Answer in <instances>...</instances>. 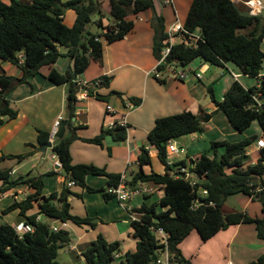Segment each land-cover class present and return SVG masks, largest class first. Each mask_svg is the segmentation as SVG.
I'll list each match as a JSON object with an SVG mask.
<instances>
[{
    "label": "trees",
    "instance_id": "16d2710c",
    "mask_svg": "<svg viewBox=\"0 0 264 264\" xmlns=\"http://www.w3.org/2000/svg\"><path fill=\"white\" fill-rule=\"evenodd\" d=\"M59 3L60 0H30L29 3L0 1V60L19 66L22 70L20 76L0 74V123L16 117L18 113L11 106L8 93L20 83L27 82L28 77L40 74L41 69L46 67L48 70L43 76L49 83L68 85L65 96V110L69 112L67 132L52 146L53 153L62 163L61 174L66 181H74V184L88 192H101L108 200L113 195L105 191L106 187H90L85 183V178L88 175H105L106 185H116L120 173L108 172L104 167L91 163H73L71 159L69 145L77 137V126H72L71 121L77 103L76 92L79 90L74 79L85 71L91 60L101 58L104 41L110 43L122 39L133 27V21L128 17L151 8L153 0H108L111 21L105 24L101 0H67L62 3L64 9ZM66 9H72L75 13L71 26L63 22ZM95 15H98L95 22L102 28V33L89 30ZM184 27L198 33L201 39L196 46L186 44L183 40L173 43L167 62L176 66H186L194 59L215 66L231 62L243 74L258 78V88L256 85L245 88L238 80H233L221 100L214 97L210 88L209 94L215 111L222 112L233 129L242 132L256 121L264 133V113L253 108L252 98L255 93H259L260 98L264 96V75L260 74L264 59L261 49L264 18L249 14L232 0H192ZM153 29L152 51L157 57L167 38L162 18H157ZM241 29L246 31L241 33ZM60 48H65V51L61 52ZM19 53H23L21 63ZM62 56L74 59L73 64L69 62L63 71L55 67ZM109 79L100 76L101 82L96 87L108 86ZM86 91L89 96L103 98L95 87H88ZM204 129L201 115L189 110L155 119L147 134V143L156 151V155L151 156L149 148L140 146L138 169L129 175L127 182L132 189L139 183L163 187V195L150 204L142 202L140 206L132 208L140 215L138 221L130 222L136 247L134 251L126 252L118 264H159L157 259L165 251V246L150 228H161L168 234V264H190L183 257L179 245L193 231L202 241H207L230 226L252 223L257 238L264 242V189L255 191L257 187L264 186V147L258 150L255 162H245L247 148L256 140L255 135L238 141H211L212 156L202 153L188 161L182 159L168 163L166 143L169 139L203 132ZM112 131L113 137L117 139L125 137L126 130L123 127L117 126L108 132ZM102 138L103 132L84 140L101 144ZM48 139V131L37 129L39 147ZM32 154L29 151L3 155L0 160L11 158L20 163ZM154 163L162 166V172L154 170ZM143 166H149L150 170L144 171ZM181 167L191 173L190 178L194 183L187 177H175L172 174ZM0 180V193L18 184H28L34 189L24 199L14 200L2 210L7 213L17 209L20 217L34 230L18 236L11 225H0V264H60L57 253L69 245V233L64 230L53 231L46 223L36 222L38 214L79 227L95 226L93 219L71 213L70 204L64 196L65 191L70 192L66 183L58 196L56 191L42 194L43 180L38 175L12 176L9 169L0 167ZM202 190H206L205 195ZM237 194L250 196L260 203L258 217L252 218L242 211L222 212L227 197ZM120 250V242H108L98 235L81 255L85 264H112ZM248 264H264V252Z\"/></svg>",
    "mask_w": 264,
    "mask_h": 264
},
{
    "label": "crops",
    "instance_id": "0c3cea01",
    "mask_svg": "<svg viewBox=\"0 0 264 264\" xmlns=\"http://www.w3.org/2000/svg\"><path fill=\"white\" fill-rule=\"evenodd\" d=\"M0 1L10 2V0ZM19 1L30 2V0ZM65 1L67 0H60L61 3ZM101 1L105 12H108V0ZM171 1L170 4H167L165 0H153L151 8L137 15H130L128 18L133 21L132 29L122 39L110 43L104 41L101 58L91 60L85 71L77 76L78 79L86 81L95 80L100 76H107L110 79L108 86L95 87L96 91L103 97L102 99L87 94L85 97L77 99L72 117L74 121H71L72 126H77V137L69 145L73 163H91L104 167L106 171L112 173L121 174L125 172L128 180L129 175L138 169L137 156L140 146L148 147L151 156L156 155V151L147 143V134L154 125L156 118L189 110L201 115V122L205 128L203 132L208 133V129L212 128L211 123L214 119H222L219 116L222 112L215 111L209 88L214 97L221 100L233 80H238L245 88L257 85L258 78L243 74L237 66V70H235L230 66L233 64L231 62L212 68L210 64L194 59L183 66L187 71V77L182 80L172 78L167 74H163V78L158 79L149 74L156 63L152 44L153 25L157 22V18H162L166 31L176 20L184 24L188 12L186 4L182 0ZM68 15L74 22L75 13ZM154 16L156 21H153ZM65 18L66 12L63 14V22ZM103 22L105 24L108 20L103 19ZM176 42L178 40L174 38V43ZM263 43L264 38L261 41V49ZM60 50L61 52L65 51H62L61 48ZM262 51L264 52L263 49ZM69 62L71 63L72 60L62 56L59 62L55 63V67L63 71ZM202 69L204 72L201 73V77L196 78L193 73ZM47 70L46 67H43L41 69L42 74L28 77L27 82L20 83L7 95L11 106L16 108L18 113L16 117L8 120L2 117L5 121L0 123V157L29 151L33 154L20 164L16 163L15 159L4 158L0 160V167L7 168L9 171L14 169V174H10L12 176H24L26 174L41 176L43 180L42 194L48 195L56 191L59 196L66 180L61 172L53 170L52 148H47L44 157H42L41 147L37 142V129L50 132L53 122L57 119L62 120L66 111L65 96L68 85L49 83L43 76ZM230 71L237 76L234 77ZM260 72L261 75H264L263 64ZM0 74L20 76L22 70L19 66L0 60ZM227 74L230 75V78L227 77ZM241 75L245 76L246 85L242 83ZM246 77L251 78L252 81ZM130 103L134 107L129 108ZM107 105H111L114 112H108ZM125 113L126 134L123 139H117L113 137L114 131L108 132L112 129L108 130L106 124L119 119ZM205 116L206 120L203 121ZM254 122L256 121H253L251 125ZM225 125L226 132H222L221 135L215 137L216 139L238 141L244 138H240L239 134L236 135L237 131L232 130L229 122ZM256 125L259 134H261L262 131L257 122ZM246 129L242 132L238 131V133L242 134ZM101 132H103L101 144L84 140ZM230 136L235 137V139H229ZM196 139L195 132L175 139L180 147L185 148V151L182 152L184 156L177 160H169V162L182 159L188 161L191 157L199 156L196 145H194ZM191 148L196 155H190ZM257 156L258 149L254 148L251 156L248 155L247 151L246 164L255 162ZM155 164L154 170L162 172V166L159 164L155 166ZM20 169L22 173H19ZM143 170L149 171L150 167L143 166ZM47 171L52 173L47 174ZM85 183L93 188L106 187L107 177L105 175H88L85 178ZM1 185L2 181L0 180ZM76 186L78 185L67 186L70 192L65 191L64 193L66 201L70 204V211L79 217L93 219L95 221L94 228L79 227L69 222L61 223L57 220L49 224L44 215H37L39 220L49 225L51 229L56 228L69 233L70 243L64 248L67 258L62 264H85L81 254L98 235H102L108 242H120L121 250L116 256V261L122 260L126 252L134 251L136 247V239L131 236L130 222L134 218L139 220L140 215L134 212L132 208L140 206L142 202L150 204L163 195V187H151L139 183V192L134 195L141 194L142 198L136 205L133 203L135 200H131L132 198L126 203L120 202L116 197L107 200L101 192H88L82 187L76 188ZM33 190L28 184H18L0 193V225L8 224L13 227L19 223H25L17 209L7 213H3L2 210L14 200L24 199ZM76 193L79 196H75ZM221 209L224 214L242 211L254 218L260 214V203L250 196L237 194L227 197ZM179 249L190 264H248L262 255L264 242L257 238L255 225L247 223L230 226L207 241H202L199 235L193 231L179 245Z\"/></svg>",
    "mask_w": 264,
    "mask_h": 264
},
{
    "label": "built area",
    "instance_id": "2783aa9c",
    "mask_svg": "<svg viewBox=\"0 0 264 264\" xmlns=\"http://www.w3.org/2000/svg\"><path fill=\"white\" fill-rule=\"evenodd\" d=\"M171 0H165V3L170 4ZM245 6L248 8V13L251 15H258L261 12L262 4L258 0H247L242 1ZM167 38L163 43V46L160 48L158 52V56L156 57V63L153 69L149 71V74L154 76L155 78L162 79L163 74H167L168 76L175 78V79H184L187 77V71L184 69L183 66H180L179 69H177L176 65L173 63L167 62V56L170 53L171 46L174 43V38L180 41H184V43L189 44L191 46H196L198 40L201 39L200 35L193 31H188L184 24L180 23L179 21H174L168 29H166ZM97 39V38H96ZM19 62L21 63L23 61V53L18 54ZM202 66V65H201ZM200 66V68H201ZM204 72V70H198L197 72H194V76L196 78L201 77V73ZM231 72V71H230ZM234 77L237 75L234 72H231ZM74 82L79 87V90L76 92V99H81L85 97L86 95V88L88 87H96L101 82L100 78H97L92 81H86L81 80L78 78L74 79ZM260 85V81H258L256 87L258 88ZM259 93L252 94V98L254 100L253 108L256 111H262L264 113V96L262 98L259 97ZM134 107L132 103L129 104V108ZM106 109L108 112H114V109L111 105H107ZM61 120L57 119L53 122L50 132H49V141H53L55 139V134L57 132L58 126L60 124ZM123 127L125 130H127V121H126V113L121 115L119 119L108 122L106 124V128L108 130H111L113 128ZM255 142V148L260 149L264 147V133H261ZM148 148V147H147ZM166 151L168 155V163L171 164L172 162H169V157L173 155L181 154L185 151L184 147H177L176 146V140L174 138L169 139L166 143ZM53 170L55 172H61L62 170V163L59 160V158L56 156V154L53 153ZM171 161V160H170ZM15 170L12 169L9 171V174H14ZM182 173V174H181ZM172 174L175 177H190L191 173H189L185 168L181 167L177 172H172ZM192 183L195 181H192ZM74 184V181H66V185L70 186ZM264 189V186L257 187L255 191H259ZM105 191L107 193H110L113 195V197H116L120 202L126 203L130 200V198L137 192H139V184L136 186L135 189H132L127 182V175L125 172H122L119 177V181L116 185H107L105 188ZM202 194H206V190H202ZM137 219H132V221H135ZM36 222H39V217H36ZM138 221V220H137ZM15 232L18 234V236H21L27 232H32L34 230V227L27 223H19L17 225L13 226ZM152 231L158 234V236L161 238V241L163 245L165 246V251L162 252V255L157 259V263L159 264H168L167 261V251H166V245H167V238L168 234L163 231V229H152ZM53 231H57L56 228L52 229Z\"/></svg>",
    "mask_w": 264,
    "mask_h": 264
},
{
    "label": "rangeland",
    "instance_id": "374dc122",
    "mask_svg": "<svg viewBox=\"0 0 264 264\" xmlns=\"http://www.w3.org/2000/svg\"><path fill=\"white\" fill-rule=\"evenodd\" d=\"M190 1L191 0H182V2H184V4H186V7L187 9H189V6H190ZM260 2V4H262V9H261V12L258 14V15H261L263 18H264V1L263 0H258ZM240 7V5H238ZM242 10L246 9L243 5H241L240 7ZM103 9V14H104V19L108 20V21H111V18H110V15L108 12H105L104 8L102 7ZM66 18L64 20V22L68 25H72L73 24V21L71 20V16L67 14H74L73 10L71 9H66ZM64 12V13H65ZM98 18V15H95L93 16V22H91L89 24V30L90 32L92 33H102V28L100 26H98L95 22V20ZM246 31V29H241L240 32L241 33H244ZM62 51L65 50V48H61ZM262 49L264 50V43L262 45ZM60 60V58H59ZM58 60V62H59ZM56 62V63H58ZM262 64L264 65V59H263V62ZM212 68H217V66L215 65H211ZM230 66H232V68H234L235 70H237V67L233 64H230ZM180 66H177V69H179ZM230 73V72H229ZM230 75L227 74V77H229ZM241 81L242 83L245 84L244 82V79H245V76L241 75ZM230 78V77H229ZM247 78V77H246ZM248 80L252 81L251 78H247ZM223 94V92H222ZM206 115H209V114H206ZM222 119H219V118H215L213 123H211V129H208V133H202V132H195V136L197 137L194 145H196V151H198V154L197 155H200L202 153H206L207 155L209 156H212L213 154V151L212 149L210 148V143L211 141H216L218 139H216L215 137H218L219 135L226 132V129L224 128L226 125V123L228 124V121H227V118L225 117V115L223 113H220L219 115ZM226 122V123H225ZM232 130H235V129H232ZM237 131V130H235ZM239 134V135H238ZM238 136H241L240 138L242 137H245V136H253V135H260L259 134V129L256 125V122H254L249 128L246 129L245 132H243L242 134L238 133L237 131V134ZM237 136V137H238ZM257 136V137H258ZM228 137V136H226ZM200 138H203V139H200ZM235 139V137H231L229 139ZM216 139V140H215ZM176 146L177 147H180L179 144L177 143L176 141ZM255 148V142H253L248 148H247V151H248V155L251 156V153H252V150ZM190 155H196V153L193 152V149L191 148L190 150ZM184 156V154H178V155H173V156H170L169 157V160L173 161V160H177L178 158ZM20 164V163H19ZM19 164H16V165H19ZM155 166H158V164L156 163ZM19 173H22V170L20 169L19 170ZM26 173V172H25ZM24 173V174H25ZM79 186H76V188H78ZM80 188V187H79ZM142 195L139 194V195H133L131 198V200H135L133 203H135L136 205L139 204V202L141 201V197ZM131 202V201H130ZM48 219V223H53L55 222V219H50V218H47ZM67 258V255H65V249L62 248L58 251L57 253V261L62 264L64 262V259ZM112 264H118V262L115 260Z\"/></svg>",
    "mask_w": 264,
    "mask_h": 264
},
{
    "label": "water",
    "instance_id": "95a60500",
    "mask_svg": "<svg viewBox=\"0 0 264 264\" xmlns=\"http://www.w3.org/2000/svg\"><path fill=\"white\" fill-rule=\"evenodd\" d=\"M232 1L235 4H237V5H239V4L243 5L246 8L245 10L248 11V9H247L248 7L245 6V4L242 1H240V0H232ZM59 6L64 9V7H63L61 2L59 3ZM153 21H156L155 16L153 18ZM73 62H74V59H72L71 64H73ZM207 117H209V116H207ZM68 118H69V112L65 111L64 112V116H63V118H62V120H61V122H60V124L58 126L57 132L55 134V139L53 141H49L48 140L43 146H41L40 150L42 151V157H44L45 151H46L47 148H52V146L57 144L61 140V138L64 136V133H65V130H66V125H67V122H68ZM72 120L74 121V118H72ZM205 120H206V116L203 118V121H205ZM187 178H188V180L191 179L190 177H187ZM63 205H65V203H63ZM152 260L153 261L155 260L154 256L152 257Z\"/></svg>",
    "mask_w": 264,
    "mask_h": 264
},
{
    "label": "flooded vegetation",
    "instance_id": "af4514ba",
    "mask_svg": "<svg viewBox=\"0 0 264 264\" xmlns=\"http://www.w3.org/2000/svg\"><path fill=\"white\" fill-rule=\"evenodd\" d=\"M240 1H247V0H240ZM264 1V0H263Z\"/></svg>",
    "mask_w": 264,
    "mask_h": 264
}]
</instances>
